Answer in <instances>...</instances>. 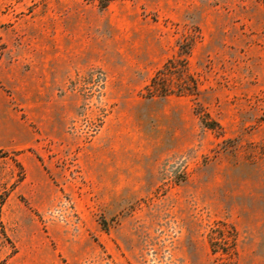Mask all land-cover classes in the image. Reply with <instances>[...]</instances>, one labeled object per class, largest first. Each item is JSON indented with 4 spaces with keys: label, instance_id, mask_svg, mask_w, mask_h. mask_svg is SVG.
Listing matches in <instances>:
<instances>
[{
    "label": "rangeland",
    "instance_id": "1",
    "mask_svg": "<svg viewBox=\"0 0 264 264\" xmlns=\"http://www.w3.org/2000/svg\"><path fill=\"white\" fill-rule=\"evenodd\" d=\"M190 1L176 22L156 0H0L1 56L78 40L86 24L112 54L130 56L134 40L151 37L152 53L162 43L170 56L143 70L126 106L125 159L142 168V184H128L119 206L98 199L81 169L116 111L101 66L66 85L79 99L72 147L31 151L58 192L42 214L23 195L34 189L18 157L26 152L0 138V264H56L63 230L94 244L79 264H264V0Z\"/></svg>",
    "mask_w": 264,
    "mask_h": 264
},
{
    "label": "crops",
    "instance_id": "2",
    "mask_svg": "<svg viewBox=\"0 0 264 264\" xmlns=\"http://www.w3.org/2000/svg\"><path fill=\"white\" fill-rule=\"evenodd\" d=\"M151 7H155L162 17L183 22L189 15L191 1L156 0L155 6ZM83 29L84 35L78 40L55 39L37 49L7 50L0 58L1 146L10 152H26L22 160L21 155L18 157L29 171L34 189L28 194L23 192V195L38 214L48 210L58 192L31 151L42 152L44 146L72 147L74 138L67 128L78 112L79 99L66 91V85L74 74L92 65H99L106 71L109 78L107 97L116 103V111L84 151L81 159L84 179L92 185L93 194H98V199L116 202L118 206L126 200L128 184H142V168L137 169L125 159L128 150L126 106L133 100V89L143 70L149 69L154 62L161 67L170 56L162 43L152 53L154 39L151 37L144 43L134 40L130 56L125 48H116L112 54L107 39L95 44L93 34L89 32L92 28L86 24ZM172 101L184 103L181 97ZM179 116L183 121L185 117L189 120L190 106L187 105L186 113L183 108ZM132 147L135 148L131 144ZM29 238L24 248L31 250L34 241ZM93 255L94 244L88 237L76 241L68 232L63 230L60 233L57 258L61 264H79Z\"/></svg>",
    "mask_w": 264,
    "mask_h": 264
},
{
    "label": "trees",
    "instance_id": "3",
    "mask_svg": "<svg viewBox=\"0 0 264 264\" xmlns=\"http://www.w3.org/2000/svg\"><path fill=\"white\" fill-rule=\"evenodd\" d=\"M1 54H2V46L0 45V57H1ZM158 73H160V72H158ZM158 73L156 74V76H154V78H152V80L150 81L149 85L146 86L145 91H146L147 95L152 93L151 89L153 88V86L155 84V81L157 79Z\"/></svg>",
    "mask_w": 264,
    "mask_h": 264
},
{
    "label": "built area",
    "instance_id": "4",
    "mask_svg": "<svg viewBox=\"0 0 264 264\" xmlns=\"http://www.w3.org/2000/svg\"><path fill=\"white\" fill-rule=\"evenodd\" d=\"M94 129V127H92Z\"/></svg>",
    "mask_w": 264,
    "mask_h": 264
}]
</instances>
